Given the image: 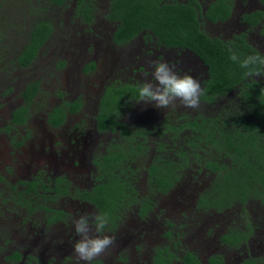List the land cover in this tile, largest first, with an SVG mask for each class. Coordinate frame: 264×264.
Wrapping results in <instances>:
<instances>
[{
	"label": "trees",
	"instance_id": "obj_1",
	"mask_svg": "<svg viewBox=\"0 0 264 264\" xmlns=\"http://www.w3.org/2000/svg\"><path fill=\"white\" fill-rule=\"evenodd\" d=\"M71 2L87 23H93L105 3L104 12L118 23L113 36L117 44L130 43L145 34L160 45L188 50L208 69L201 100L213 107L210 113L200 107L196 111L186 108L179 101L167 109L145 105L139 102L140 82L117 81L106 88L97 120L99 131L110 139L101 142L93 156L94 188L78 193L98 213L108 214L109 229L118 228L134 205L144 214L156 197L170 196L179 184L196 174L210 178L209 186L199 193L197 206L202 210L223 212L250 200L264 204V65L253 66L259 76H248V69L230 59L228 49L240 60L248 55L264 57L262 50L244 36L230 40L208 36L200 26L203 15L197 0H2L0 48L5 54L0 55V73L5 61L16 69L29 68L53 34V19L46 5L61 8ZM233 2L218 0L209 6L205 18L212 22L227 20ZM259 2L264 6V0ZM13 12L17 17H30L35 27L26 39L18 37V52L14 60H8L16 41L10 32L11 26H16L9 20ZM244 21L252 27L264 24L263 13L245 15ZM261 27L264 34V25ZM5 40L14 43L5 47ZM39 87L40 82L29 83L25 91L29 102ZM138 110L139 115H134ZM21 112L25 113L23 107L16 113ZM22 116L20 123L25 119ZM59 120L63 122L64 116ZM65 182L59 180L51 188L56 197L68 193ZM28 186L29 192L39 193L37 183ZM21 258L22 254L14 251L12 256H5L3 264H15Z\"/></svg>",
	"mask_w": 264,
	"mask_h": 264
},
{
	"label": "flooded vegetation",
	"instance_id": "obj_2",
	"mask_svg": "<svg viewBox=\"0 0 264 264\" xmlns=\"http://www.w3.org/2000/svg\"><path fill=\"white\" fill-rule=\"evenodd\" d=\"M171 1L187 2L188 0H169V2ZM197 1L202 8L201 11L203 15V18L200 19V26L201 29L206 34H208V36L212 38H221L224 40H230L224 37L226 34H229L232 37L231 39H233L235 36H244L248 39L249 43L252 45H257L254 43L252 36L258 33L257 36L260 38V42L258 43L260 45L261 42H263L261 46L264 49V34L261 31V26L264 24H259L256 27H252L251 24H248L244 21L245 15L260 11L263 13L262 23H264V6L261 5L259 0H234L231 16L225 21L216 22L206 19L205 14L209 6L216 3L218 0ZM72 3L73 5L71 6V10L73 12V21L84 23V26L98 23V14L93 23L84 22L82 17H80L77 13L75 2ZM107 5L108 2L106 1V6ZM239 5L241 6L242 10L237 15V9ZM106 6L102 9V17L100 16L101 22L99 24V26H106L105 28L109 26L106 29V35H103L102 38L98 35H94L93 37L97 38L96 40H91V42H87L86 40V43H78L77 47L80 49V52L71 53L73 57L72 59H75L71 62L74 64L72 68L71 64L68 62L64 63L63 65H61L62 63H58L48 67L52 73H58V71L62 69L71 72L73 77L74 73H77V78H75V81H72V83L69 84L65 90L57 87V92L55 93L56 100L53 104L51 103L48 105L49 109L46 112L44 121L45 126L48 127L50 125L51 128L56 130L58 133L65 129L60 135H62V137L64 136L68 140L70 146L75 145V147L79 148L82 146L81 142H84L83 147L86 148L89 142V146H92V149L89 147L88 152H91V154L95 150L96 144L99 148L100 142H103V139L106 137L104 133L99 131V122L97 117L99 115L101 98L104 96L106 88L110 85V83H115L117 81H132L133 83L140 82L142 84L146 82L154 83V81H152L153 62H168L170 65L175 66L176 71L180 75L188 73L193 76V73H197L198 80L200 81L202 88L204 81L208 77V69L196 55L189 52L188 50H181L178 48L160 45L154 38H145V34L139 36L138 39H135L130 43H115L113 36L118 23L108 18L107 12H104V10H107ZM253 6H258L260 9L252 10ZM237 29H242L244 32L239 33L237 32ZM91 34L92 33L87 31L85 38H90L92 36ZM152 44L154 46H151ZM262 52L264 53V51ZM41 54L42 49L39 51L36 59L32 63L33 65H35L36 60L41 56ZM100 57L107 58L111 62L112 70L110 76L104 78L96 90H94L95 82L93 81L92 75H94V73L97 74L100 71ZM50 58H54V56H50ZM198 63H201L204 69L200 68ZM93 64L94 68L92 66ZM70 68L73 69V71H71ZM29 83L31 82L25 83L23 87L19 85L16 89V92L15 89L9 88L11 92H9L8 95H11L15 92V96L16 98H19V102L4 106L6 109L3 111L5 117L4 120L2 118L4 123V128L2 131L5 132L8 142L16 151L13 154L11 153V156L15 160L17 157V161H22L23 157L19 156L20 153L17 154V151H21V148H23L27 142V137H29L28 132L24 131V129L29 127L30 124V119L32 116L30 108L42 93L41 87H39L38 93H36L29 102L25 98V91ZM88 83H90L89 87ZM69 92L71 101L67 102ZM0 97L2 99L6 98L3 94H0ZM85 100L89 101L85 102ZM76 106L78 108L76 111H74L73 109ZM210 106V104L201 100L199 107L203 112L207 113L214 110L213 107ZM22 107L24 108L25 113H16L17 110ZM84 110H87L91 115L90 120L86 121L85 127L83 126L84 122L80 125L74 124L73 126H68L69 122L71 121L70 118L73 116L75 118H80L79 115ZM22 114L24 115L25 119L22 123H20V121L23 120ZM61 116H64L63 122H60L59 120ZM53 122L60 123L54 124ZM63 146H65V142H62V147ZM66 146L69 147L67 144ZM14 154L17 155L14 156ZM55 159H49L48 161H44L42 163H45V165L48 164L50 167L51 163L54 161L55 166L51 167V170L48 171V175L44 178L41 177L43 172L39 169L41 167L35 168L32 172L33 174L30 173L29 176L31 174L32 175L26 180L20 179V175L15 178L12 177L18 174V170L12 164L6 165V175H4L3 172H0V205L4 206L11 203L12 207L22 206L27 208L29 212L28 216H19L20 221L17 224L15 230L17 235L15 232H12L16 235V237H14L15 235L12 234L0 243V253L6 252L8 250L6 256H12L14 251H18L22 254L21 260L15 264H51L52 262L53 264H77V259L73 252V244L79 239V237L75 233L72 221L74 218L81 216V214L78 213L81 211V207L78 201L72 198L73 195H70V193L56 197L55 193L51 192L58 181L63 180L62 177H57L59 175L58 166H61L62 163L60 160L55 161ZM66 173L64 174L66 175ZM188 180L191 182L188 183L189 181H187L183 184H179L176 187L177 192L180 191L182 187H186L183 189L182 193H180L181 203H187V201L184 200L187 198L189 187L193 186L192 192L195 191V193L193 194L192 198V211L196 213L199 219H203L202 226H204L203 224L206 220L210 221L209 223L216 222V238L214 244L216 249L222 248L225 251L224 253L221 251H218L216 253L217 255H212L209 253L206 256V261L202 262L199 250L191 249L185 251L181 255L180 261L177 263L175 260V254L169 250V240H174L172 239L170 232L163 237V239H165L164 244L167 245L157 246L159 241L156 238H152L149 240V242H147L145 235L131 236L130 233H127V236H122L120 233L115 234L114 230H110L109 226H107L105 232L111 233V235L115 237V241L118 240L116 243L117 245L114 242L112 246H115L118 250H120L119 248H124L125 254L126 249L131 251L130 259H132L134 262L140 261L138 264H264V204H262L260 200H250L247 203L236 204L235 206L228 208L223 212L206 211L205 209L202 210L197 206L199 193L203 192L204 188L208 187L209 185L203 182L202 184L199 182L193 183V177ZM50 182H52L53 187L49 190L47 189L48 185L46 187L45 184ZM34 183H37V191L39 192L38 194L36 191L29 192L30 187L28 184ZM91 183L92 182L87 183L86 181H79L77 187L79 189L78 191H91L93 187V185L89 187ZM69 185H71V181H66L64 184V186ZM42 187L45 188L43 189ZM173 193L171 195H173ZM39 197L40 199L36 200V198ZM76 197H78L80 202L83 203L85 208H89L88 213H98V209L90 201L81 198L78 192ZM67 198H72L68 201V203L66 202L67 210L54 208L61 207L63 204H65L64 201ZM29 206L45 207V209H42L43 213L45 214V218H37L35 216V212L37 210L34 208L31 210L28 208ZM144 210V214L139 213L136 215L135 220L138 224L146 220L148 217L147 212L151 210V207L145 208ZM69 211L74 214H68ZM168 212L169 211L166 213ZM235 212H238V214L235 215ZM6 216H0V218L8 220V218H5ZM183 216H185V214ZM214 218H217V220H213ZM149 219L150 218H148V220ZM123 224L124 222L119 223L120 231L123 229ZM136 224L134 228H138V225ZM169 227H172L170 223H168V228ZM151 229H153V227H151ZM139 232L142 233L141 230H139ZM194 233L198 234V230L195 229ZM182 234L185 235V233ZM205 235L206 238H201L200 236L197 237V246L201 249H208L213 246V243L207 239V237L210 236V231L205 232ZM30 236L34 237L33 241H30ZM15 241L17 246H13ZM160 242L163 244L162 237L160 238ZM176 243L179 244L180 242L173 241L172 248H175ZM254 247L259 251L258 255H260V257L257 259L255 257ZM111 248L112 247L109 249ZM229 252H233L232 258H234V261L233 259L229 258ZM114 253L118 258H120V251H114ZM108 255L113 258L111 253L107 251L105 254L92 261L91 264H113V262L109 263L110 259H108ZM126 260L127 258L124 257L122 261L120 260V262L118 261L116 264H125ZM229 260L231 263L228 262ZM79 264H86V262L80 261Z\"/></svg>",
	"mask_w": 264,
	"mask_h": 264
},
{
	"label": "rangeland",
	"instance_id": "obj_3",
	"mask_svg": "<svg viewBox=\"0 0 264 264\" xmlns=\"http://www.w3.org/2000/svg\"><path fill=\"white\" fill-rule=\"evenodd\" d=\"M1 3L2 0H0V4ZM72 5H73L72 2L69 3L67 6L61 8L52 7L49 4L46 5L49 11V16L51 17V19H53L54 22L53 34L49 39V41L46 42V45L42 48V54L36 60L35 65L32 64L27 69H19L18 67L16 69L15 67H12V65H10L11 62L5 61V63L3 64L4 69L0 73V76L2 77L1 80H3V83H0V94H3L4 97L6 98L2 99L0 97V172L1 173L3 172L4 175H6L5 173L6 165L12 164L19 171V172L17 171L18 173L17 175L12 177L15 178L18 175H20L19 176L20 179L26 180L29 179V177L33 174L32 172L34 171L35 168L41 167L39 168L40 171H43L41 177L44 178L48 175V171L51 170V167L52 166L55 167V166H54V161L51 163L50 167L48 166V164L45 165V163L44 164L42 163L44 161H48L49 159L54 160L56 158L55 161L60 160L62 165L58 166L59 175L57 177L58 178L62 177L63 180H66L68 182L71 181V185L68 186L69 189L68 194L70 193V195H73L72 198L78 201L81 207V211L78 213L84 215L88 213L89 208H85L83 206V203L80 202L78 197H76L77 192L79 190L77 187L79 181L81 182L86 181L87 183L92 182L89 185V187L93 185L92 189L94 188L96 183L95 180L96 175H95V170L93 169L94 168L93 156L94 154L97 153L98 150H100V147L98 148L96 144L95 150L91 154V152H88L89 147L92 149V146H89V142L86 148L83 147L84 142H81L82 146H80L79 148L75 147V145L70 146L68 140L64 136L62 137V135H60L64 132L65 129H63L58 133L56 130L52 129L50 125L48 127L45 126L44 121H45L46 112L49 109L48 105H50L51 103L53 104L55 102L56 100L55 93L57 92V87L65 90L67 86L71 84L72 81L74 82L75 78H77L76 77L77 73H74V77L71 72L65 71L63 69L58 71V73H52L48 69V67H51L52 65L58 63H62L61 65H63L64 63L68 62L69 64H71V68H72L74 64H72L71 62L74 61L75 59H72L73 57L71 53L80 52V49L77 47V44L81 42L86 43V40L87 42H91V40H96L97 38H94L93 37L94 35H98L99 37L102 38L103 35H106V31H107L106 29L109 26H107V28H105L106 26H99L101 22L100 16L102 17V9L105 7V3L101 5V11L98 14L99 15L98 23L89 26H84V23L73 21L74 19L72 16L73 12L71 10ZM258 9H260L258 6H253L252 10H258ZM241 10H242L241 6L239 5L237 9V15L241 12ZM12 14L13 16L9 20H12L16 26H11L13 28L12 31L10 30V32L13 34V40L16 41L13 47V52L8 55V60H10L11 58L12 60H14L13 58L18 52V47L20 46V41H18L19 40L18 37L21 36L20 38L21 40L26 39L27 36L29 35V32L35 27L32 26V21L30 17L28 18L17 17L16 15L17 13L14 12ZM6 29H8V27L4 26V30ZM87 31L92 33L91 34L92 36L90 38H85ZM237 32L243 33L244 31H242V29H237ZM257 34L252 36L254 43L257 44L255 45V47L257 46L258 48H260V51L261 50L264 51L263 47L261 46L263 42H261V44L259 45L258 42H260V38L257 36ZM224 37L227 39L232 38L229 34H226V36ZM13 43L14 41H12V43H9L7 40H5L3 42V45L5 47L7 45L12 46ZM151 46L154 45L152 44ZM0 50L2 51L0 52V55L5 54L1 48ZM50 56H54V58H50ZM99 64H100V71L97 74L94 73V75H92L93 81L95 82L94 90H96V88L104 78L110 76L112 70V64L107 58L100 57ZM198 64L200 68L204 69L201 63ZM71 71H73V69H71ZM193 77L198 79V74L193 73ZM28 82H32V83L40 82L42 93L41 96L37 98V100L30 108L32 113L30 124L29 127H26L24 129V131L28 132L29 137H27L26 140L27 142L25 146L21 148V151L20 152L17 151V154L20 153L19 156L23 157L22 161H17V157L15 160L11 156V153L13 154L16 151L8 142V138L6 137L5 132L2 131V129L4 128L3 120L5 117L3 111L6 109V107L4 106L12 105L19 102V98H16L15 96L16 89L18 88L19 85L23 87V85ZM88 84L89 87L90 83ZM9 88L15 89V92L11 95H8L9 91L7 90ZM69 95L70 92L68 94L67 102L71 101V96ZM88 101L85 100V102ZM194 110L196 111V109ZM139 111L140 110L135 112L134 115L138 116ZM90 116L91 115L88 113V111L84 110L80 113L79 115L80 118H75L74 116L71 117L70 118L71 121L69 122L68 126H73L74 124L80 125L81 123L84 122L83 126L85 127L86 121L90 120ZM109 139L110 138L106 136L103 139V142L105 143L109 141ZM62 142H65V146L63 147H62ZM66 144L69 145V147H67ZM17 154H14V156H16ZM30 173L32 174L29 176ZM64 173H66V175ZM193 179H194L192 181L193 183L199 182L202 184L203 182L209 185L210 182L209 176H205V175L197 176L196 174L195 176H193ZM190 182L191 181H189L188 183ZM52 187H53L52 182L48 183V189L49 188L51 189ZM185 188L186 187H182V189L178 192L175 190L173 195L170 196L169 195L163 196L162 198L156 197L153 200V202L148 204L151 207V210L147 212L148 217L146 218V220L144 222H141L140 224H138L135 219H136V215H138L139 213L141 214V212L137 208L138 205H134L132 207L133 209L128 211V213L125 214V217L121 219L123 220L122 222H124V224L122 225L123 226L122 231H120V228L118 226V228L114 229V233L115 234L120 233V235L122 236H127L126 235L127 233H130L131 236L145 235L146 236L145 239L147 242H149V240L152 238H156L159 241L157 246H162V245H167L164 244L165 239H163V237L170 232L172 239L174 240L171 239L169 240V250L175 254V260L177 261V263L180 261L181 255L185 251L191 249L199 250L200 258L202 262L206 261V256L209 253L212 255L216 254L218 251L224 253L225 251L222 248L216 249L214 244L216 238V234H215V228L217 226L216 222L209 223L210 221L206 220L203 224L204 226H202L203 219H199L196 213L192 211L193 208L191 204H192L193 194L195 193V191L192 192L193 186H190L189 189L187 188L189 192L187 193L186 200H184L187 201V203L186 204L184 202L181 203L180 193H182L183 189ZM72 198L65 199L64 201L65 204H63L61 207H54V208L60 210H67L66 202L68 203V201ZM39 199L40 197L36 198V200ZM188 202L190 203V205ZM10 204L4 206L0 205V216L4 217L7 215L5 218H8V220L0 218V243L3 242V240H5L10 235L14 234L12 232H15L17 224L20 221L19 216L29 215L27 208H24L22 206L12 207V204L11 205ZM36 210L37 211L35 212V216L37 218L40 217L45 218V214L43 213L41 208L36 207ZM167 211L169 212L166 213ZM68 214L73 215L74 213L69 211ZM184 214L185 216H183ZM234 214L237 215L238 212H235ZM148 218L150 219L148 220ZM213 220H217V218H214ZM168 223H170L172 227L168 228ZM135 224L138 225V228H134ZM151 227H153V229H151ZM195 229L198 230V234L194 233ZM139 230H141L143 234L140 233ZM204 231L205 232L210 231V236L207 237V239L211 241V243H213V246L208 249L207 248L201 249L197 246L198 236H200L201 238H206ZM182 233H185V235H183ZM105 234L111 235V233H107V232H105ZM16 235L14 237H16ZM161 237L163 240V244H161L160 242ZM33 240L34 237L30 236V241ZM114 241H115V237H114ZM117 241H115V244L117 243ZM173 241H179L180 243L179 244L176 243L175 248H172ZM13 246H17L16 241L13 243ZM111 247H112L111 249L107 250L113 256L112 258L111 256L108 255L109 256L108 259H110L109 263L113 262V264H116L118 261L119 262L120 260L122 261L124 257L127 258L125 264L140 263V261L134 262L132 259H130L131 251L126 249V254H125L124 248H119L120 250H118L115 246H111ZM7 251L0 253V264H3L4 256L7 255ZM114 251L117 252L120 251V258L117 257ZM229 253H230L228 255L229 258L233 259L234 261V258H232L233 252H229ZM254 253L256 259L260 257V255H258L259 251L255 247H254ZM228 262L231 263L230 260ZM51 264H53V262Z\"/></svg>",
	"mask_w": 264,
	"mask_h": 264
},
{
	"label": "clouds",
	"instance_id": "obj_4",
	"mask_svg": "<svg viewBox=\"0 0 264 264\" xmlns=\"http://www.w3.org/2000/svg\"><path fill=\"white\" fill-rule=\"evenodd\" d=\"M228 51L233 62L248 69L246 75H260L253 66L264 65V57L248 55L240 60L231 48ZM152 81L154 83L146 82L138 88L139 102L151 104L157 109H167L177 101L186 108L196 109L200 106L201 96L204 94L200 81L188 73L180 75L174 65L168 62H153ZM72 224L79 237L73 244L77 264L80 261L91 264L105 254L115 242L113 236L105 234L109 224V216L106 213H86L74 218Z\"/></svg>",
	"mask_w": 264,
	"mask_h": 264
},
{
	"label": "water",
	"instance_id": "obj_5",
	"mask_svg": "<svg viewBox=\"0 0 264 264\" xmlns=\"http://www.w3.org/2000/svg\"><path fill=\"white\" fill-rule=\"evenodd\" d=\"M203 63V62H202Z\"/></svg>",
	"mask_w": 264,
	"mask_h": 264
}]
</instances>
